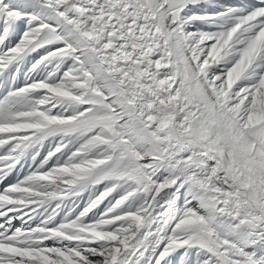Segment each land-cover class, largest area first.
Here are the masks:
<instances>
[{"label": "snow or ice", "instance_id": "obj_1", "mask_svg": "<svg viewBox=\"0 0 264 264\" xmlns=\"http://www.w3.org/2000/svg\"><path fill=\"white\" fill-rule=\"evenodd\" d=\"M0 264H264V0H0Z\"/></svg>", "mask_w": 264, "mask_h": 264}]
</instances>
